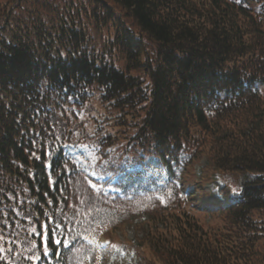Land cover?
<instances>
[{"label":"trees","instance_id":"1","mask_svg":"<svg viewBox=\"0 0 264 264\" xmlns=\"http://www.w3.org/2000/svg\"><path fill=\"white\" fill-rule=\"evenodd\" d=\"M262 87L264 0H0V264H264Z\"/></svg>","mask_w":264,"mask_h":264},{"label":"rangeland","instance_id":"2","mask_svg":"<svg viewBox=\"0 0 264 264\" xmlns=\"http://www.w3.org/2000/svg\"><path fill=\"white\" fill-rule=\"evenodd\" d=\"M263 88L264 87H262V91L264 92ZM205 161H206V159L202 158L198 163H195L193 166H191L188 169L187 173L190 175H193V176L194 175L198 176L200 174L201 170L205 166ZM92 170L88 169L89 176H91L92 178H95V179L102 177L101 175H98L97 171H95L94 169H92ZM211 174H212V171H205V173L203 174V178H204L203 182L207 181V177L211 178ZM212 177L214 179V184H215V182H216V184L220 183L221 181L223 182L224 181L223 179H226L225 176L218 177L217 174L213 175ZM231 179L233 180L234 183H237L238 176L237 175L232 176ZM190 181H191V179H189V181L185 180V183L189 184ZM228 182L230 183L229 180H228ZM212 183H213V181L209 184H206L205 186H209ZM229 188L232 189L231 186H229ZM138 207H142V206L138 205ZM142 219H143L142 217L137 218L136 222H139ZM202 222L206 224V222L204 220H202ZM124 233H122L120 231H118V232L115 231L113 233V235L114 236L116 235V237H117L115 239V238L110 237V234H106L105 230L103 229V230H101V232L98 236L93 238V242L97 243L98 239L100 238L98 243H99V245L103 246L105 243L102 239H104L105 241H109L110 239H112L111 244L108 245V249L111 250L109 257L112 259V264H139L138 258L135 257L136 253L134 251V249H136L135 238L137 237V235L135 234L134 229H128V228L125 229ZM138 237H140L139 234H138ZM126 241H128L129 244H126ZM114 245H116V246H114ZM122 248H126L127 250H124ZM100 259H101V257H99V258L96 257L95 258V260H97L96 263L92 262L91 264H101ZM108 264H109V262H108Z\"/></svg>","mask_w":264,"mask_h":264},{"label":"snow or ice","instance_id":"3","mask_svg":"<svg viewBox=\"0 0 264 264\" xmlns=\"http://www.w3.org/2000/svg\"><path fill=\"white\" fill-rule=\"evenodd\" d=\"M235 191V190H234ZM57 243H60L59 241H57Z\"/></svg>","mask_w":264,"mask_h":264}]
</instances>
